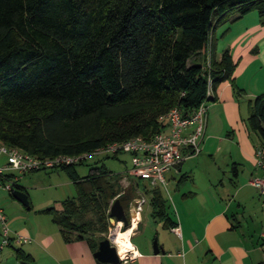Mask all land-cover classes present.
<instances>
[{
    "label": "trees",
    "instance_id": "1",
    "mask_svg": "<svg viewBox=\"0 0 264 264\" xmlns=\"http://www.w3.org/2000/svg\"><path fill=\"white\" fill-rule=\"evenodd\" d=\"M252 11L264 26V0H0V143L53 158L149 139L169 110L188 116L204 102L209 77V102L218 84L236 88L237 64L227 49L215 59L213 34ZM246 124L264 141V93L249 100ZM75 166L57 170L76 198L44 212L66 242L84 240L94 253L121 177L102 165L80 177ZM146 194L152 217L175 227L159 188Z\"/></svg>",
    "mask_w": 264,
    "mask_h": 264
},
{
    "label": "crops",
    "instance_id": "2",
    "mask_svg": "<svg viewBox=\"0 0 264 264\" xmlns=\"http://www.w3.org/2000/svg\"><path fill=\"white\" fill-rule=\"evenodd\" d=\"M242 19L245 20L241 23L248 26L242 33L253 30L255 38L238 52L233 44L236 42L238 46L241 33L233 32L231 26L228 27L230 38L215 48L217 61L227 49L236 62L233 74L236 88L228 81L217 85L214 100L207 105L199 152L168 172L171 175L165 177L166 188L157 186L160 192L165 190L161 196L180 235L152 217L146 191L153 188L147 181L142 186L144 180L132 178L127 172L131 180L121 178L123 191L119 196L134 197L131 226L127 229L131 231L129 241L136 257L119 264H264L261 240L264 195L249 184L252 179L263 176L259 160L264 158V141L246 124L249 100L264 93V26L253 16ZM194 60L201 62L202 56ZM4 163L5 158L0 157V165ZM54 171L62 170L48 172ZM183 175L187 178L182 179ZM19 180L20 176L13 183L28 197L26 189L18 185ZM137 198H144V204L149 203L145 212L141 207L135 213ZM16 201L10 200L0 188V208L6 216L11 239L8 246L0 248V264H20L18 250L28 255L33 264H101L93 257L86 241L64 240L52 216L44 212L53 207L32 209L29 203V208L24 209ZM54 209L60 211L61 205ZM153 232L157 237L154 239L157 253L153 249ZM19 236L28 242H17Z\"/></svg>",
    "mask_w": 264,
    "mask_h": 264
},
{
    "label": "built area",
    "instance_id": "3",
    "mask_svg": "<svg viewBox=\"0 0 264 264\" xmlns=\"http://www.w3.org/2000/svg\"><path fill=\"white\" fill-rule=\"evenodd\" d=\"M209 65V59H207L206 66L208 69ZM211 95V79L209 77L206 98L190 115L184 116L182 110L178 107L172 108L160 118L165 125L164 129L149 139L133 137L124 142L108 144L90 154L38 158L18 148L0 143V157L5 158V163L0 165V188L11 193L14 184L13 180L20 175L37 171H52L62 167L77 165L95 153H105L114 156L127 154L131 159V169L128 171L129 176L147 181L152 188L157 186L166 188L165 174L175 170L177 164L183 162L188 157L196 155L200 150L199 144L206 124L207 103ZM190 127L192 129L188 131ZM259 166L263 170V176L252 179L249 184L260 194L264 195V158L262 157L259 160ZM8 172L12 173L8 174ZM144 202V198L135 199V213L141 211ZM118 225V230H125L122 223H115V227L113 231H109L108 237L111 239V244L116 248L121 263L134 259L136 252L131 247L123 256L119 254L118 248L112 239L113 232ZM172 231L176 235H180L178 227L172 228ZM9 233L6 216L0 208V248H4L10 244ZM261 240L264 244V233L261 235ZM16 241L28 242L26 238H22L21 236L17 237Z\"/></svg>",
    "mask_w": 264,
    "mask_h": 264
},
{
    "label": "rangeland",
    "instance_id": "4",
    "mask_svg": "<svg viewBox=\"0 0 264 264\" xmlns=\"http://www.w3.org/2000/svg\"><path fill=\"white\" fill-rule=\"evenodd\" d=\"M248 16H253L258 19L256 11H252L247 14ZM246 16V15H245ZM235 16L232 14L229 18L220 25L214 32L215 43L220 45L225 40L230 38V34L228 27L233 26V32L238 31L240 32V41L238 46L236 47V42L233 44V49L241 51L245 45L250 43L255 38L253 30H248V32H243V29L246 26L245 24L241 23L245 19H239L237 21H232ZM248 18V17H247ZM242 20V21H241ZM233 24V25H232ZM248 24V23H247ZM249 29V28H248ZM246 33V35L244 34ZM253 44L251 46L254 47ZM200 63V60L196 61ZM210 103V102H208ZM207 103V105H208ZM100 165L104 166L110 173L114 176H119L123 179H127L130 181L131 177L128 176L127 172L131 169V159L130 156L127 154H119L116 158L112 157L111 155L105 153H95L91 155L89 158L84 160L82 163L75 166L76 173L80 176H86L91 169L99 167ZM171 174L166 173L165 177L168 178ZM128 181H125L126 183ZM146 185L147 182H142L141 185ZM18 185L24 187L28 193V200L30 203V207L32 209H39L40 208H47L53 207L57 208L60 207L61 202L68 198H76V191L74 186L72 185L70 179L64 174L63 171L59 172H48V171H38L32 174L20 175V180ZM6 191V190H5ZM21 192V191H20ZM162 194L165 193V190L161 189ZM6 194L10 200H13L11 193L6 191ZM17 202V201H16ZM21 208L26 209L21 203L17 202ZM149 203L146 202L142 208L144 212L149 208ZM171 211L172 208H171ZM33 212V211H29ZM115 224L110 223V227L108 233L105 235L107 238L109 235V231H113ZM124 231V230H123ZM161 231V229H160ZM115 232V230H114ZM113 232V233H114ZM155 233L153 232V241L157 237H155Z\"/></svg>",
    "mask_w": 264,
    "mask_h": 264
},
{
    "label": "water",
    "instance_id": "5",
    "mask_svg": "<svg viewBox=\"0 0 264 264\" xmlns=\"http://www.w3.org/2000/svg\"><path fill=\"white\" fill-rule=\"evenodd\" d=\"M182 165V162L177 164L175 168ZM11 195L15 200L21 203L25 208H29L27 195L18 190H12ZM125 196H118L115 198L109 208V222L111 224L122 223L124 229L131 226V214L128 211L129 201L124 202ZM154 253L158 252L156 241L153 243ZM93 257L101 264H119V257L116 248L111 244L109 237L104 238L98 243L97 250L93 253Z\"/></svg>",
    "mask_w": 264,
    "mask_h": 264
},
{
    "label": "bare ground",
    "instance_id": "6",
    "mask_svg": "<svg viewBox=\"0 0 264 264\" xmlns=\"http://www.w3.org/2000/svg\"><path fill=\"white\" fill-rule=\"evenodd\" d=\"M119 226V225H118ZM118 228V227H117ZM115 229V232L112 235L113 243L117 246L119 254L123 256L126 251L130 250L132 245L129 241V236L131 234V231L126 230H117Z\"/></svg>",
    "mask_w": 264,
    "mask_h": 264
},
{
    "label": "flooded vegetation",
    "instance_id": "7",
    "mask_svg": "<svg viewBox=\"0 0 264 264\" xmlns=\"http://www.w3.org/2000/svg\"><path fill=\"white\" fill-rule=\"evenodd\" d=\"M123 196H125L124 202L129 201L128 211L130 212V214H132L131 210H132V202L134 197L128 194H123Z\"/></svg>",
    "mask_w": 264,
    "mask_h": 264
}]
</instances>
